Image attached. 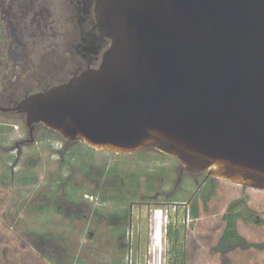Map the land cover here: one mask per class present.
Listing matches in <instances>:
<instances>
[{"label": "water", "instance_id": "95a60500", "mask_svg": "<svg viewBox=\"0 0 264 264\" xmlns=\"http://www.w3.org/2000/svg\"><path fill=\"white\" fill-rule=\"evenodd\" d=\"M97 17L100 67L25 98L29 132L264 191V0H102Z\"/></svg>", "mask_w": 264, "mask_h": 264}, {"label": "rangeland", "instance_id": "374dc122", "mask_svg": "<svg viewBox=\"0 0 264 264\" xmlns=\"http://www.w3.org/2000/svg\"><path fill=\"white\" fill-rule=\"evenodd\" d=\"M181 175L162 153L95 151L0 113V264H153L156 214L160 264H264V191L213 179L193 219ZM229 213L240 244L222 241Z\"/></svg>", "mask_w": 264, "mask_h": 264}, {"label": "flooded vegetation", "instance_id": "af4514ba", "mask_svg": "<svg viewBox=\"0 0 264 264\" xmlns=\"http://www.w3.org/2000/svg\"><path fill=\"white\" fill-rule=\"evenodd\" d=\"M101 1L0 0V113L22 116L14 109L28 96L100 67L111 46L97 17ZM181 171L178 183L183 175L196 177L193 202L199 192L213 196L208 186L216 178ZM198 200L205 208L208 200Z\"/></svg>", "mask_w": 264, "mask_h": 264}, {"label": "bare ground", "instance_id": "6f19581e", "mask_svg": "<svg viewBox=\"0 0 264 264\" xmlns=\"http://www.w3.org/2000/svg\"><path fill=\"white\" fill-rule=\"evenodd\" d=\"M162 216L156 214L154 217V225L152 228L151 247L153 254V264H160L161 249H162Z\"/></svg>", "mask_w": 264, "mask_h": 264}, {"label": "trees", "instance_id": "16d2710c", "mask_svg": "<svg viewBox=\"0 0 264 264\" xmlns=\"http://www.w3.org/2000/svg\"><path fill=\"white\" fill-rule=\"evenodd\" d=\"M198 204H199V202L196 199L191 206V216L193 219H197L199 217V205ZM233 218L235 219V215L230 219H226V227L223 231L224 234L221 236V238H222V240H227L229 242L240 244L242 241V238L236 232Z\"/></svg>", "mask_w": 264, "mask_h": 264}]
</instances>
